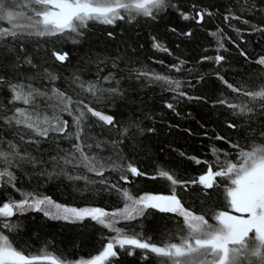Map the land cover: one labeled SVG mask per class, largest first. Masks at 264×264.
<instances>
[{
    "label": "trees",
    "instance_id": "obj_1",
    "mask_svg": "<svg viewBox=\"0 0 264 264\" xmlns=\"http://www.w3.org/2000/svg\"><path fill=\"white\" fill-rule=\"evenodd\" d=\"M6 2L22 4L24 0ZM167 3L172 6L157 12L155 19L136 16L113 25L89 22L82 36H32L8 44L14 53H18L21 64L15 72L6 65L7 70H0V75L13 82L19 78L49 94L50 89L58 88L73 101L83 100L102 113L113 116L115 127L102 126L95 117L86 118L81 127L82 137L93 145L88 151L99 157L111 158L122 166L132 164L146 175L133 177L119 169H109L104 177H100L82 165H66L61 161L60 166H56L50 157H63L74 152L75 137L72 133L78 131L73 117L63 112L60 113L62 119L69 122L68 134H50L48 140L41 141L39 151L35 146L22 145L33 155L42 154L50 162L35 171L27 166L15 169L16 189L20 191L10 186L0 188V202L18 201L22 199L21 192H32L48 196L61 205L101 208L111 212L126 203L123 190L133 198L172 194L173 186L166 179L150 178L161 169L169 171L180 181H192L203 175L208 165L219 169L228 161L236 162L237 150L226 141L216 139L217 136L239 142L245 150L251 143L264 144V137L257 136L264 128V116L260 115L264 111V102L250 101L242 94L237 96L219 79L223 77L230 84L243 85L246 91L264 88V65L256 62L264 57V32L254 31L255 28H264V0H167ZM10 10L30 14L29 10L19 6ZM198 11L211 14L205 15L202 23H197L191 17ZM181 13L189 14L190 18L182 19ZM225 17L230 18L225 20ZM6 27L11 28L12 25L7 20H0V28ZM154 43H158L160 49L154 47ZM220 44L224 47L220 48ZM54 50L67 53L68 60L63 64L55 61L51 58ZM217 55L224 57L219 64L214 60ZM25 56L32 59L37 68L22 63ZM203 57L213 59L204 60ZM113 60L121 70L116 86L122 95L104 93L101 99H96L73 84L74 77L78 76L82 81L96 83L99 88H109L111 85L98 77L108 74ZM98 65L102 71H97ZM173 65L180 66L181 70L176 71ZM129 68L134 70L131 75ZM44 69L57 79L50 81L43 75L26 79L37 72L42 73ZM139 72L148 75L138 77ZM155 75L178 80L179 91L186 96H179L163 81L152 79ZM10 98V91L0 88V106L32 110L20 102L10 105ZM219 99L247 104L254 111L244 116L234 115L231 109L217 103ZM55 103L54 100L38 98L37 111L41 116L50 117L53 109L49 105ZM168 103L173 104L174 110L166 107ZM8 114L11 115L10 112ZM229 122L237 124V128L230 129L227 126ZM245 129L248 130L243 131ZM253 136H256L254 141ZM5 139L18 138L5 136ZM113 141H116L115 146ZM97 143L102 145L101 148L95 147ZM213 147L218 150L216 153H213ZM121 175H128L129 182L122 181ZM102 179L104 183L100 182ZM229 184L225 178H217V184L211 190L188 184L187 189L182 185L176 186L175 194L185 208L205 215L210 223L215 224L216 214L231 212L226 199ZM10 222L15 225L14 231H0L9 236L13 247L30 257L48 253L57 259L58 264L89 261L115 236L114 232L90 218L72 223L50 219L42 212L27 211L13 217ZM182 226V217L178 214L160 212L155 208H146L143 216L116 225L128 235L139 234L141 239L150 238L157 245L166 244L173 237L178 239ZM129 250L135 254L128 255L126 250L117 248L118 257L110 258L105 264H158L155 256L144 260L142 250ZM37 264L50 262L41 260Z\"/></svg>",
    "mask_w": 264,
    "mask_h": 264
},
{
    "label": "snow or ice",
    "instance_id": "obj_2",
    "mask_svg": "<svg viewBox=\"0 0 264 264\" xmlns=\"http://www.w3.org/2000/svg\"><path fill=\"white\" fill-rule=\"evenodd\" d=\"M17 6L29 10L30 14L10 10ZM171 6L167 0H24L22 4L0 0V20H7L12 25L11 28H0V70H7V65L15 72L21 64L18 53H14V50L8 47L11 41H22L24 37L32 36L57 37L66 34L82 36L89 22L113 25L119 20L133 19L136 16L155 19L157 12ZM210 14L198 11L191 18L197 23H202L205 15ZM181 17L185 20L190 18L187 13H181ZM229 18L225 17V20ZM231 18L240 19V17ZM20 20L26 22L18 23ZM244 22L247 23V21ZM254 31L264 32V28H255ZM108 35L111 37L112 33L109 32ZM185 35H191V33H185ZM212 35L217 34L212 33ZM153 46L158 49L161 47L158 43H154ZM219 47L223 48L224 45L220 44ZM23 50V43H21L20 51ZM163 50L166 51V49ZM51 58L63 64L68 60V54L54 50L51 52ZM203 59L213 58L203 57ZM214 60L219 64L224 57L217 55ZM256 62L264 65V57ZM22 63H26L33 69L37 68L32 59L26 56ZM101 64L104 62L101 61ZM172 67L176 71L181 70L180 66L173 65ZM102 70L98 65L97 71ZM133 71L131 68L128 69L130 75ZM120 72L118 63L113 60L108 74L98 77L99 80L111 85L109 88H99L96 83L82 81L78 76L74 77L73 84L78 85L80 91L89 93L96 99H101L104 93L111 96L122 95L120 88L116 86L119 83ZM41 75L50 81L57 79L47 69L26 79H36ZM147 75L148 73L144 72L137 73L138 77ZM152 79L163 81L168 85L169 90L177 92L179 96H186V93L179 91L180 82L178 80L159 75L153 76ZM219 79L237 96L242 94L250 101L264 102V88L257 91H246L243 85L230 84L223 77ZM0 88H7L10 91L11 98L8 101L10 105L14 106L16 102H20L32 109L15 106L5 109L0 106V188L10 186L16 189L15 169L27 166L35 171L37 168L42 169L50 162L45 160L42 154L33 155L28 148L22 145L35 146L39 151L41 141L48 140L50 134L59 136L68 134L69 122L62 119L60 113L63 112L73 117V123L78 131L72 133L75 137V143L72 145L74 152L63 157L59 155L50 157L51 162L56 166H60L61 161L66 165H82L89 172L100 177H104L109 169H119L130 173L133 177L146 175L132 164L122 166L111 158L99 157L88 151L93 145L88 144L82 137L83 128L81 127L86 118L95 117L97 122L102 123V126L115 127L116 122L113 116L102 113L83 100L73 101L71 96L58 88L53 87L49 94V92L34 87L31 83L22 82L19 78L13 82L8 77L0 75ZM38 98L56 102L49 105L53 109V115L50 117L40 115L37 111ZM217 103L231 109L234 115L244 116L254 111V108L247 104L231 103L225 99H219ZM73 105L76 107L74 108ZM166 107L174 110L171 103L166 104ZM9 112L11 115L8 114ZM260 115L264 116V111ZM227 126L230 129L237 128V124L232 122H229ZM124 131L127 132V129ZM5 136H14L18 139H5ZM257 136L264 137V128L257 133ZM216 139L226 141L231 148L237 150V161H228L225 167L219 169L208 165L206 172L192 181H180L169 171L161 169L156 176L150 178H163L170 182L173 186V192L170 195H142L133 198L128 191L123 190L122 196L126 203L122 208L109 212L101 208L65 206L54 202L48 196L21 192L22 199L18 201L0 202V229L14 231L15 225L10 222L13 217L27 211H36L42 212L50 219L72 223L90 218L115 233V236L97 256L89 261H81L79 264H105L110 261V258L118 257L117 248L126 250L128 255L135 254L129 249L142 250L144 260L155 256L158 264H264V144L251 143L246 146L247 150H245L239 142H232L226 137L217 136ZM255 139L256 136H253L252 140ZM112 143L115 146L116 141ZM101 146L100 143L95 145L97 149ZM212 151L216 153L218 150L213 147ZM197 163L201 161L197 160ZM217 178L230 181L226 188V199L231 212L220 211L214 216L216 223L213 224L205 215L195 214L185 208L175 194V187L182 185L187 189L188 184H193L202 186L205 190H211L216 186ZM120 179L125 183L129 182L128 175H121ZM100 182L105 181L102 179ZM112 187L121 191L116 185ZM16 191L20 190L16 189ZM146 208H155L160 212L178 214L182 217L183 226L178 233V239L173 237L168 243L157 245L152 243L150 238L141 239L139 234L128 235L122 228L116 227L118 223L132 221L143 216ZM233 212L240 215H233ZM41 260L48 261L50 264H58L57 259L48 253L31 257L25 255L13 247L8 235L0 231V264H37Z\"/></svg>",
    "mask_w": 264,
    "mask_h": 264
},
{
    "label": "rangeland",
    "instance_id": "obj_3",
    "mask_svg": "<svg viewBox=\"0 0 264 264\" xmlns=\"http://www.w3.org/2000/svg\"><path fill=\"white\" fill-rule=\"evenodd\" d=\"M229 183H230V181H229ZM231 210V209H230ZM234 213V212H233ZM233 215H240L239 213H234Z\"/></svg>",
    "mask_w": 264,
    "mask_h": 264
}]
</instances>
